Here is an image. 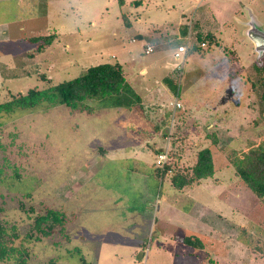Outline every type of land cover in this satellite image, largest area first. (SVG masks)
<instances>
[{"label": "rangeland", "instance_id": "1", "mask_svg": "<svg viewBox=\"0 0 264 264\" xmlns=\"http://www.w3.org/2000/svg\"><path fill=\"white\" fill-rule=\"evenodd\" d=\"M252 16L264 32V0H0V102L105 61L133 86L129 105L108 97L0 115V223L19 248L0 264H264L245 241L264 240V195L226 165L264 144ZM191 24L189 43L210 32L206 45L175 60L169 36ZM48 35L36 52L30 38ZM166 72L180 80L177 94L160 82ZM210 132L220 139L213 175L172 187ZM163 148L178 168L161 176ZM48 212L50 225H37Z\"/></svg>", "mask_w": 264, "mask_h": 264}, {"label": "trees", "instance_id": "2", "mask_svg": "<svg viewBox=\"0 0 264 264\" xmlns=\"http://www.w3.org/2000/svg\"><path fill=\"white\" fill-rule=\"evenodd\" d=\"M206 38H208V34L203 38L196 36L194 40L189 43L188 52L195 51V41L199 43L200 47L205 46ZM52 39V35L33 36L30 38V41L38 44L36 47V52H38L42 50L43 47L47 46ZM170 43L171 45L177 46L179 41L173 40L170 41ZM263 67L264 66L254 65L253 71L255 75H258V80H254V88L262 87V89H264V75H262L264 74ZM164 82L174 94H177L180 83L179 79L176 80V82H171V78L166 77ZM132 91L130 84L125 80L121 65L116 62L105 61L85 67L82 73L75 78L57 84H49L42 89L29 88L25 93L19 92L11 95L8 100L0 102V115L10 114L16 109L33 108L41 103H44L46 106L63 103L71 108H77L82 106L86 100H101L108 97L112 98L113 105H129L131 103L128 101V98H126V94H131ZM260 98L262 102H264V93L260 94ZM205 137L206 140L209 141L208 145H202L196 149L194 159L188 169H180L182 172L176 169V171L172 173L169 183L172 187L181 189L186 185L197 182L201 178L213 175L214 164L210 145L218 144L219 139L216 134L212 132L205 133ZM161 152H166V159L161 163L159 169V174L164 176L168 171L174 170V167H178L173 165L174 163L171 161L173 157L169 150L163 148ZM161 152H157L158 155ZM237 156L234 155L231 162L227 161L226 165L233 168L234 175L239 177L255 196L262 197L264 195V144L253 147L248 152L241 155V157ZM53 219L54 215L48 212L44 216H38L35 223L37 225L46 224L49 226V220L53 221ZM7 235L16 236L14 233H7ZM7 235L6 229L0 223V259H5L10 255L17 254L19 251L17 246L7 241ZM247 238L248 239L245 241L250 251L264 256V240L254 235H249ZM183 242L189 244L192 240L186 236L183 238ZM260 242H262L263 245L262 249L259 248Z\"/></svg>", "mask_w": 264, "mask_h": 264}, {"label": "crops", "instance_id": "3", "mask_svg": "<svg viewBox=\"0 0 264 264\" xmlns=\"http://www.w3.org/2000/svg\"><path fill=\"white\" fill-rule=\"evenodd\" d=\"M241 3V2H240ZM251 19H253L254 20V22L255 23H257V26H259V24H258V22L256 21V19L252 16V18ZM197 25V24H196ZM245 25H246V29H245V32L248 30V28H249V25H248V22H246L245 23ZM197 31H199V28H197V27H195L194 29H193V24H191V25H189V26H187V28L185 29V31H180V32H178L177 34H174V35H170L169 37V39L171 40V41H173V40H175V41H179V44L178 45H180V44H184V45H186V51H185V53L183 54V58L185 59V57L187 56V54L189 53L188 52V45H189V40L191 39V37H192V35H198V32ZM208 33V35H209V33L210 32H207ZM213 36L215 35V33L214 34H212ZM133 39V38H132ZM154 39H156V37L154 38ZM167 39V38H166ZM170 40H168V41H170ZM134 41H135V39H134ZM134 41H132V42H134ZM166 41V40H165ZM146 43H150V44H152L153 46H154V44L151 42V41H148V42H146ZM177 45V46H178ZM177 46H175V45H172V52L175 50V48L177 47ZM111 57H113V55H111ZM108 62V61H107ZM157 67H158V65H156ZM121 67H122V65H121ZM122 70H123V75H124V77H125V80L130 84V86L133 88V86H132V84H131V82H130V80H128V79H126V75H125V73H124V69H123V67H122ZM146 72H147V68H145V67H141L140 69H139V73H141V75H145L146 74ZM166 77H169V72H166L165 74H163L160 78H159V80H160V82L164 85V86H166V84H165V78ZM167 87V86H166ZM168 88V87H167ZM162 90V89H161ZM174 102H175V100H174ZM174 102H169V104L172 106L173 105V103ZM142 104V103H141ZM171 118H172V116H171ZM169 126H170V124L168 123V125H167V127H166V129H165V131H164V133H163V135H164V137L166 136V135H168V133L169 132H167L168 131V128H169ZM172 126V125H171ZM213 126H214V124H213ZM212 125H208V128H210V129H213L214 127H213ZM216 133V132H215ZM206 142H207V140H205ZM219 142H220V139H219ZM207 144V143H206ZM119 149H121V148H119ZM162 150V149H161ZM161 150L159 149L157 152H161ZM158 154V153H157ZM199 182V180L197 181V182H194V183H192V184H190V185H186V186H184L183 188H185V187H187V186H193L194 184H197ZM183 188H181V189H183ZM197 204H199V206H201L202 208H204L203 206H205L204 204H203V206L201 205V203H197ZM206 207V206H205ZM207 210V209H206ZM213 214L216 216V217H220L221 218V215L220 214H218L217 212H215V211H213ZM195 218H197V219H199V220H202L203 219V216H202V214H200V215H198V213L196 214V217ZM187 233H188V230H186L185 229V231H184V235H187ZM190 233H192V232H190ZM193 233H195V234H199L198 232H193ZM183 235V236H184ZM182 237V236H181ZM182 244H184L183 242H182ZM181 248H183V247H181ZM263 259V258H262ZM261 259V260H262Z\"/></svg>", "mask_w": 264, "mask_h": 264}, {"label": "built area", "instance_id": "4", "mask_svg": "<svg viewBox=\"0 0 264 264\" xmlns=\"http://www.w3.org/2000/svg\"><path fill=\"white\" fill-rule=\"evenodd\" d=\"M131 41H134V39H131ZM154 50V46L150 43H145L143 45V51L145 53H151L153 52ZM186 51V45L184 44H180L178 45L175 50L172 52V56L175 60H179V59H183V54L185 53ZM174 107V109H178L180 107V104L178 103V101H175L172 105ZM166 159V152H161L159 155H158V158L156 160V163L157 164H161L165 161Z\"/></svg>", "mask_w": 264, "mask_h": 264}, {"label": "water", "instance_id": "5", "mask_svg": "<svg viewBox=\"0 0 264 264\" xmlns=\"http://www.w3.org/2000/svg\"><path fill=\"white\" fill-rule=\"evenodd\" d=\"M251 19V23L248 24L249 28L247 30V35L249 39L253 42L255 50L257 53H261L264 51V32L260 30L255 24V22Z\"/></svg>", "mask_w": 264, "mask_h": 264}]
</instances>
